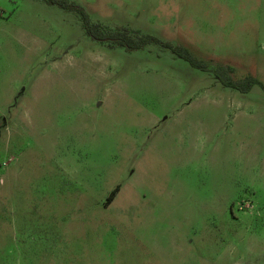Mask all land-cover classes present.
I'll list each match as a JSON object with an SVG mask.
<instances>
[{"label":"rangeland","instance_id":"rangeland-1","mask_svg":"<svg viewBox=\"0 0 264 264\" xmlns=\"http://www.w3.org/2000/svg\"><path fill=\"white\" fill-rule=\"evenodd\" d=\"M63 1L209 71L0 0V264H264V0Z\"/></svg>","mask_w":264,"mask_h":264},{"label":"trees","instance_id":"trees-1","mask_svg":"<svg viewBox=\"0 0 264 264\" xmlns=\"http://www.w3.org/2000/svg\"><path fill=\"white\" fill-rule=\"evenodd\" d=\"M49 2L50 4L58 5L61 8L64 9H71L81 15V19L83 21L84 28L86 30V33L92 37L95 40H98L100 42H107L110 46H120L124 47L127 50H137L142 47H144L148 43H156L159 45H162L164 48H167L172 51L178 58H181L185 61H187L192 67L202 70V71H209V68L202 62L194 57H192L187 50L181 49L180 47H174L170 43L163 42L157 38H154L152 36H146V37H137L132 36L129 31L118 29L114 33H109L106 35H97L93 34L91 29L97 26L91 25L88 19L87 14L84 12V10L78 6L69 4L63 0H45ZM228 69L222 70L220 74L218 72L215 73L219 81L225 86L232 89H235L241 93H247L249 92L253 86L258 85L264 90V85L255 77L249 75L243 80L239 81H232L229 76L227 75ZM118 188H115L109 195L107 202H111L115 194L117 193Z\"/></svg>","mask_w":264,"mask_h":264}]
</instances>
